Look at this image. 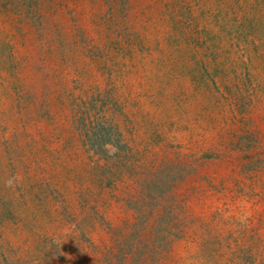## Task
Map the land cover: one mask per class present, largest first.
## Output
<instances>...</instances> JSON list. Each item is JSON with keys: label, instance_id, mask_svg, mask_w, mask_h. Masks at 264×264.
Returning <instances> with one entry per match:
<instances>
[{"label": "rangeland", "instance_id": "rangeland-1", "mask_svg": "<svg viewBox=\"0 0 264 264\" xmlns=\"http://www.w3.org/2000/svg\"><path fill=\"white\" fill-rule=\"evenodd\" d=\"M0 264H264V0H0Z\"/></svg>", "mask_w": 264, "mask_h": 264}, {"label": "clouds", "instance_id": "clouds-1", "mask_svg": "<svg viewBox=\"0 0 264 264\" xmlns=\"http://www.w3.org/2000/svg\"><path fill=\"white\" fill-rule=\"evenodd\" d=\"M17 182H18V178L13 176L5 181V186L8 188H14Z\"/></svg>", "mask_w": 264, "mask_h": 264}]
</instances>
